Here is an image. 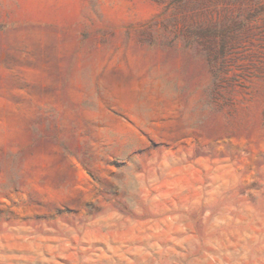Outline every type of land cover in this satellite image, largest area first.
Here are the masks:
<instances>
[{"label":"rangeland","instance_id":"rangeland-1","mask_svg":"<svg viewBox=\"0 0 264 264\" xmlns=\"http://www.w3.org/2000/svg\"><path fill=\"white\" fill-rule=\"evenodd\" d=\"M0 264H264V0H0Z\"/></svg>","mask_w":264,"mask_h":264}]
</instances>
